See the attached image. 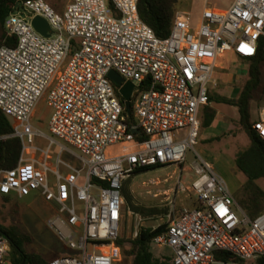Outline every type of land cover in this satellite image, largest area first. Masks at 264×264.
Here are the masks:
<instances>
[{
  "label": "built area",
  "instance_id": "built-area-1",
  "mask_svg": "<svg viewBox=\"0 0 264 264\" xmlns=\"http://www.w3.org/2000/svg\"><path fill=\"white\" fill-rule=\"evenodd\" d=\"M138 4L71 0L59 13L46 0H28L5 22L15 46L0 48V110L22 147L17 166L0 170V195L24 199L40 192L57 205L49 225L75 255L46 264H118L125 181L144 168L185 171L218 59L227 53L256 57L264 39V0H234L223 11L206 7L197 24L189 12H179L164 39L141 20ZM36 17L50 25V37L35 30ZM110 71L135 85V125L127 123ZM45 96L52 109L50 137L32 124ZM253 130L264 141V107ZM37 138L49 139V146H37ZM54 143L62 147L57 157ZM115 147L121 151L113 154ZM66 149L75 152L80 168L62 159ZM190 171L196 178L187 185L181 173L176 191L193 196L197 207L171 212L166 232L153 244L168 248L173 264H255L264 258V212L251 219L210 163L201 159ZM10 253L9 238L0 234V264H11Z\"/></svg>",
  "mask_w": 264,
  "mask_h": 264
},
{
  "label": "rangeland",
  "instance_id": "rangeland-1",
  "mask_svg": "<svg viewBox=\"0 0 264 264\" xmlns=\"http://www.w3.org/2000/svg\"><path fill=\"white\" fill-rule=\"evenodd\" d=\"M46 1L54 3V8L59 12H63L71 2V0ZM232 1L207 0L205 3L227 7ZM185 3L189 4V6L185 7L183 11L194 13L196 18L204 6L203 0H185ZM235 75H237L236 77L243 78L242 81H245V78H247L244 77L245 73L242 70H238ZM242 81L238 82V85ZM263 92L257 95L255 101L251 102L250 112L254 121L258 119L259 111L264 107ZM51 116L52 109L47 102V96H45L36 107L32 124L48 137H50L49 122ZM235 128L236 137L226 138L222 142L204 144L198 140L194 149L189 150L186 154V162L181 166L182 168L184 167V172L178 166H171L152 170L128 179L130 183L127 187L133 196L136 207L145 209L156 208L166 212V214L150 218H144L141 215L143 221L140 222L134 216L133 211L127 209L125 203L121 238L125 240L124 247L126 249H130V241L134 240L136 229H156L167 222V216L174 210L180 212L182 209L191 208L195 204L196 200L193 196L179 195L177 193L176 184L182 173V181L190 185L192 180L196 178L195 174L190 171V167L193 163L200 162L201 159H205L204 161L210 163L214 171L226 182L235 200L237 199L242 185L246 182V177L236 166V156L250 145V140L240 126L236 125ZM49 142L47 138H39L36 140V145L41 148H47ZM59 144L53 145V157L60 155L62 148ZM120 151L119 147H115L111 150V153H119ZM61 157L65 162L74 167H81L75 152L67 149L63 150ZM173 173H176V175H173ZM172 176L174 177L171 178ZM258 185L264 190V179L259 180ZM52 217H54V213L49 210L48 203H46L44 198H38L32 202L27 199H6L0 195V226L4 228L15 227L31 236L32 242L25 247L27 253H35L46 261L54 257L74 256L75 252L65 246L58 232L50 227L49 219ZM152 251L157 258L161 259L171 254V251L167 248H161L156 245H153ZM132 262L133 258H125L122 254L118 264H132Z\"/></svg>",
  "mask_w": 264,
  "mask_h": 264
},
{
  "label": "trees",
  "instance_id": "trees-1",
  "mask_svg": "<svg viewBox=\"0 0 264 264\" xmlns=\"http://www.w3.org/2000/svg\"><path fill=\"white\" fill-rule=\"evenodd\" d=\"M25 1L28 0H0V28H5V22L14 12L15 6L19 2ZM49 4L55 6L54 3ZM188 6L189 4H186L185 0H139L138 11L141 20L153 29L157 37L164 39L171 33L176 15ZM2 46L14 47L15 40L9 38L5 33L0 37V48ZM234 55L241 63L248 66V79L241 89L240 96L232 99L209 93V101L210 103L215 102L235 107L239 114L237 125L242 128L250 140V145L236 156V166L246 177V182L242 185L236 200L244 212L251 219H255L264 212V190L258 185V181L264 179V141L253 130V124L256 120H252L250 109L251 102L255 101L257 95L264 89V39L259 41L256 57L242 58L239 55ZM142 88L146 90L149 86L145 82ZM120 100L123 103L122 97ZM215 117L216 110L211 106L205 107L200 116L201 130L208 128ZM127 123L130 126L135 125L133 114L131 118H127ZM13 134V123L0 110V170L13 169L18 164L22 145L18 138L12 137ZM137 139L144 140L142 134L137 135ZM155 169L157 168H144L135 172L132 177ZM129 183L130 180H126L122 190L127 209L141 214L144 218L166 214V212L156 208L136 207L133 196L127 187ZM166 230V223L156 229L142 228L137 238L130 241V249L124 247L125 240L122 238L117 244L125 258H133L132 264H173L171 254L161 259L157 258L152 251L154 239L161 236ZM0 234L5 235L11 242V264H46L57 258L54 257L46 261L35 253H27L25 247L32 242V238L18 228L0 226ZM216 258H227V255L216 253ZM255 264H264V258L258 259Z\"/></svg>",
  "mask_w": 264,
  "mask_h": 264
},
{
  "label": "crops",
  "instance_id": "crops-1",
  "mask_svg": "<svg viewBox=\"0 0 264 264\" xmlns=\"http://www.w3.org/2000/svg\"><path fill=\"white\" fill-rule=\"evenodd\" d=\"M205 2H207V0L203 1L204 6H203L201 12L199 13V15L197 16V18L193 15L194 13L189 12L192 15L194 24H197V22L199 21V19L201 17L203 9H205L206 7H209L215 11H223V10L227 9L228 7H230L232 5V3L234 2V0L227 7L217 6L214 4L208 5ZM63 12H59V13H63ZM182 12H185V11H182ZM4 29L0 28V37L5 33L8 36L6 30H4ZM238 70H242L245 73L244 77H247V78H245V81H242L243 78H241V77H236L237 75H235V74L238 72ZM247 79H248V66L246 64L241 63L233 53H227L224 56H222L221 58H219L217 61L215 73L213 76V83L210 86L209 93H211L212 95H219V96H223V97H227V98L236 99L240 96L241 89H242L243 85L245 84V82L247 81ZM241 81H242V83L240 85H238L239 84L238 82H241ZM209 106H211L212 108H214L216 110V117H215L213 123L208 128L201 130L200 135H199V139H198L199 142H202L204 144L205 143H213V142H222L226 138L230 139L231 137L232 138L236 137L235 136L236 135V132H235L236 128L235 127H236L237 122L239 120L238 110L235 107H230L228 105L215 103V102L210 103ZM37 139H39V138H37ZM214 139L216 141L212 142L211 140H214ZM49 144H50V142H49ZM54 144H58V143H54ZM52 149H53V146H52L51 150ZM203 160H205V159H203ZM212 160H214V159H212ZM173 174H176V173H173ZM2 197L6 198V199L9 198L11 200L27 199V200L32 201V202L38 198H43V196L41 195L40 192H33L31 194V196L24 198V199H20L14 195H8V196H2ZM46 203H48V202H46ZM48 206H49V210L52 211L55 215L56 210H57V205L53 204V203H48ZM195 207H197L196 203L193 204V206L189 209H193ZM133 214H135V215L138 214L141 216V214H139V213L133 212ZM166 224H167V222H166ZM171 255H172V252H171ZM10 261H11V253H10Z\"/></svg>",
  "mask_w": 264,
  "mask_h": 264
},
{
  "label": "water",
  "instance_id": "water-1",
  "mask_svg": "<svg viewBox=\"0 0 264 264\" xmlns=\"http://www.w3.org/2000/svg\"><path fill=\"white\" fill-rule=\"evenodd\" d=\"M32 25L37 32L45 37H50L52 32L50 25L46 20L40 17H36L32 21ZM113 84L119 87V95L123 98V104L126 109L127 116H132V93L135 85L132 82H125L124 78L120 76L116 71H110L108 75Z\"/></svg>",
  "mask_w": 264,
  "mask_h": 264
}]
</instances>
